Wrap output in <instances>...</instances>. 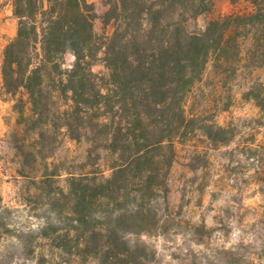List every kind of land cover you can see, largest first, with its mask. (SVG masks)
<instances>
[{
    "label": "trees",
    "instance_id": "1",
    "mask_svg": "<svg viewBox=\"0 0 264 264\" xmlns=\"http://www.w3.org/2000/svg\"><path fill=\"white\" fill-rule=\"evenodd\" d=\"M212 1L103 0L111 30L99 33L88 0H11L18 28L4 50V94L39 140L61 128L74 139L90 132L92 142L115 156L110 177L73 178L80 186L76 247L96 264L155 259L140 222L111 205L156 192L154 179L161 181L171 165L174 140L188 134L193 121L187 94L209 63L226 71L243 61L252 70L264 67V0H230L245 9L193 26ZM68 53L74 56L69 66ZM100 63L104 69L96 70ZM96 204L105 206L102 218L92 210ZM143 211L134 207L131 214ZM108 215L115 219L105 220Z\"/></svg>",
    "mask_w": 264,
    "mask_h": 264
},
{
    "label": "rangeland",
    "instance_id": "2",
    "mask_svg": "<svg viewBox=\"0 0 264 264\" xmlns=\"http://www.w3.org/2000/svg\"><path fill=\"white\" fill-rule=\"evenodd\" d=\"M88 1L96 8V30L110 32L103 0ZM245 7L213 0L193 26L204 28ZM17 28L11 0H0L1 75L4 50ZM65 58L67 66L74 61L71 53ZM234 65L235 71H226L211 61L187 94L193 121L188 134L174 140L163 183L154 179L156 192L111 205L140 222L141 238L156 252L149 264H264V67ZM15 102L0 95V264H96L76 247L80 186L73 178L110 177L115 156L92 142L90 132L74 139L61 128L39 140ZM50 146L53 155L47 157ZM134 207L143 213L132 215ZM103 209L92 208L98 218Z\"/></svg>",
    "mask_w": 264,
    "mask_h": 264
},
{
    "label": "crops",
    "instance_id": "3",
    "mask_svg": "<svg viewBox=\"0 0 264 264\" xmlns=\"http://www.w3.org/2000/svg\"><path fill=\"white\" fill-rule=\"evenodd\" d=\"M1 71V69H0ZM0 95L3 97L4 95V89H3V80H2V75L0 74Z\"/></svg>",
    "mask_w": 264,
    "mask_h": 264
}]
</instances>
